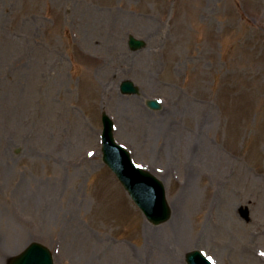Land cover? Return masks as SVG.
Here are the masks:
<instances>
[{
	"label": "rangeland",
	"instance_id": "374dc122",
	"mask_svg": "<svg viewBox=\"0 0 264 264\" xmlns=\"http://www.w3.org/2000/svg\"><path fill=\"white\" fill-rule=\"evenodd\" d=\"M103 113L178 244L103 163ZM32 242L54 264H264V0H0V264Z\"/></svg>",
	"mask_w": 264,
	"mask_h": 264
},
{
	"label": "water",
	"instance_id": "95a60500",
	"mask_svg": "<svg viewBox=\"0 0 264 264\" xmlns=\"http://www.w3.org/2000/svg\"><path fill=\"white\" fill-rule=\"evenodd\" d=\"M129 46L131 50L137 51L145 46V42L130 37ZM121 90L124 94H135L137 87L131 81L123 82ZM152 110H160L161 104L156 100L147 102ZM103 160L116 174L124 189L131 199L144 212L147 219L159 225L168 221L171 210L166 198V190L163 183L154 175L136 165L130 153L118 145L114 138V124L104 115ZM189 264H211L200 252L187 255ZM9 264H54L53 258L45 246L32 243L21 255L11 259Z\"/></svg>",
	"mask_w": 264,
	"mask_h": 264
},
{
	"label": "bare ground",
	"instance_id": "6f19581e",
	"mask_svg": "<svg viewBox=\"0 0 264 264\" xmlns=\"http://www.w3.org/2000/svg\"><path fill=\"white\" fill-rule=\"evenodd\" d=\"M190 153V152H189ZM172 210V220L168 227L165 229L166 234L170 235L171 238L178 244L183 237L184 233L182 232L180 216L178 213H175L177 210L175 205H170Z\"/></svg>",
	"mask_w": 264,
	"mask_h": 264
}]
</instances>
